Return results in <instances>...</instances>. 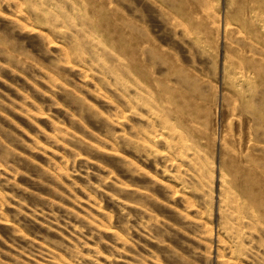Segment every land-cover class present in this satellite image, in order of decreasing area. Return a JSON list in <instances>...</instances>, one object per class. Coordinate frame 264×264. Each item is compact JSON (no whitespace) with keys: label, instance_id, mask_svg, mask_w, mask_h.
<instances>
[{"label":"rangeland","instance_id":"obj_1","mask_svg":"<svg viewBox=\"0 0 264 264\" xmlns=\"http://www.w3.org/2000/svg\"><path fill=\"white\" fill-rule=\"evenodd\" d=\"M0 264H264V0H0Z\"/></svg>","mask_w":264,"mask_h":264}]
</instances>
